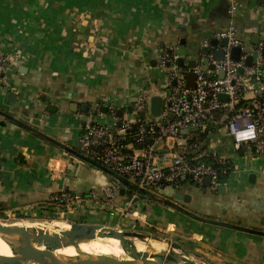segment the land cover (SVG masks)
I'll return each instance as SVG.
<instances>
[{
    "label": "crops",
    "instance_id": "0c3cea01",
    "mask_svg": "<svg viewBox=\"0 0 264 264\" xmlns=\"http://www.w3.org/2000/svg\"><path fill=\"white\" fill-rule=\"evenodd\" d=\"M238 1L239 37L248 48L258 39L264 43V0ZM230 20L227 0H0V52L14 65L8 84H0V107L77 149L85 120L99 106L116 102L128 112L142 87L160 96L167 82L158 67L163 50L176 47L191 60ZM8 94L16 95L14 105ZM3 120L0 214L118 228L136 212L154 224L168 221V230L182 231L178 237L191 240L207 259L264 264V237L201 223L150 200H134L128 209L135 190L121 194L123 185L104 172L12 122L1 125ZM211 148L234 165L225 194L184 185L160 195L172 201L189 195L188 204H179L197 215L264 231V155L238 153L225 133L212 139ZM107 187H115L112 206L102 191ZM63 191H94L99 201L68 211L51 205V196Z\"/></svg>",
    "mask_w": 264,
    "mask_h": 264
},
{
    "label": "built area",
    "instance_id": "2783aa9c",
    "mask_svg": "<svg viewBox=\"0 0 264 264\" xmlns=\"http://www.w3.org/2000/svg\"><path fill=\"white\" fill-rule=\"evenodd\" d=\"M227 2L229 26L203 43L191 58L196 62L193 69L188 66L190 59L176 47L162 51L158 67L166 72L167 82L160 94L161 115H151V90L146 87L138 89L131 111L125 112L126 107L116 102L99 106L84 122L79 152L136 183L140 189L155 194L184 185L204 187L208 178V188L214 192L227 186L233 171L228 172L227 167L232 161L211 148L212 139L219 134L228 135L238 153L264 155V43L253 48L244 44L234 23L240 3L238 0ZM212 40L218 42L217 46H212ZM223 40H227L226 46L222 45ZM205 47L209 48L208 54L202 52ZM235 48H240L238 60L232 57ZM217 51L224 53L222 60L215 58ZM250 57L253 63L248 66ZM179 58L184 59L183 67L178 65ZM9 66L14 65L0 52L2 86L8 84ZM189 72L194 74L191 82ZM221 96L227 99L221 100ZM104 107L108 108L106 114L102 111ZM119 111H123L122 117ZM249 126L254 127L255 138L238 141L237 135ZM1 164L0 154V167ZM228 174L227 181L223 180ZM102 191L112 206L115 187ZM136 197L135 191L128 209ZM93 200L99 201L94 191L88 196L63 191L53 194L50 204L68 211Z\"/></svg>",
    "mask_w": 264,
    "mask_h": 264
},
{
    "label": "water",
    "instance_id": "95a60500",
    "mask_svg": "<svg viewBox=\"0 0 264 264\" xmlns=\"http://www.w3.org/2000/svg\"><path fill=\"white\" fill-rule=\"evenodd\" d=\"M259 39L255 41V44H259ZM212 46H217V41L212 40ZM222 45H227V40L222 41ZM202 52L204 54H208L209 48H203ZM224 57V53L221 51H217L215 53V58L217 60H222ZM232 57L235 60H238L240 57V48H235L232 52ZM207 60H205V63ZM195 60H189L188 66L190 68L195 67ZM253 63V58L247 59V65L251 66ZM178 65L180 67L184 66V59L179 58ZM169 67V65H168ZM212 68V67H211ZM20 72H25V68H20ZM224 76V73H221V77ZM226 96H221V100H226ZM7 103L14 105L16 102V95L15 94H8L7 95ZM163 108V99L161 96H153L150 100V112L153 117H159L161 115ZM132 108H129L128 111H131ZM81 111L88 113L89 106L83 104L81 106ZM102 111L106 114L108 113V108L104 107ZM96 110L92 112L95 114ZM119 116H123V111L118 112ZM0 117L4 120L1 125H6V122H12L15 125L35 134L36 136L50 142L51 144L57 146L58 148L64 150L65 152L71 154L72 156L84 161L85 163L89 164L90 166L104 172L118 183L123 185V188L120 190L121 194L126 193V188L130 187L137 192V197L135 199V203H141L143 200H150L158 203H162L177 212L193 219L195 221L215 225L219 227H224L252 235H258L264 237V231L240 226L237 224H233L226 221L216 220L207 218L204 216L197 215L184 206L180 205L179 202L183 204H188L190 202L191 197L189 195H185L179 193L176 195V201L169 200L164 198L160 194L152 193L145 189H140L138 185L127 178L121 176L120 174L116 173L115 171L99 164L98 162L92 160L91 158L85 156L77 149H74L62 142L52 138L51 136L41 132L38 128L29 125L28 123L16 118L13 114L9 111L4 110L0 107ZM210 186V179L208 178L205 181L204 187ZM219 194L226 193V186H221L218 189ZM71 229L62 231L60 233H47L42 232L38 229H27L23 227H17L13 225H6L0 224V234H3L6 237V241L10 245L13 255L12 256H1L0 255V264H19L23 262H31L32 264H179L175 263L176 255L174 254L175 249H179V245L174 244L172 245V251L170 252L169 256L164 257V255H156L150 256L148 253H140L136 250L133 246V239H138L140 241L145 240V235H142L137 232H128V231H120L115 230L110 227L96 225V224H70ZM98 231H102L103 233H108L111 236H114L116 239L120 241L121 248L126 251L129 256L130 260H121L112 256H86L82 258H68L56 255V251L58 247L56 246L57 243L63 240H76L78 237H104L102 234H97ZM158 240L157 238H152ZM43 247V248H42ZM181 261L185 264H192L189 262L186 256L179 257Z\"/></svg>",
    "mask_w": 264,
    "mask_h": 264
},
{
    "label": "rangeland",
    "instance_id": "374dc122",
    "mask_svg": "<svg viewBox=\"0 0 264 264\" xmlns=\"http://www.w3.org/2000/svg\"><path fill=\"white\" fill-rule=\"evenodd\" d=\"M191 80H194V74L192 72H189L187 74ZM194 186V185H193ZM205 190L204 188H202ZM132 219L127 220L123 225L120 227H111L109 224H96V225H102L106 227L113 228L115 230H120V231H128V232H137L142 235H145L146 237L150 238H157L160 241L165 242V245L168 244L169 250L168 252L163 253L164 257L169 256L170 252L173 250L172 245L177 244L179 245V249L174 250V254L176 255V261L175 263L179 264H185L179 257L181 256H186L189 260L190 263L192 264H222L221 261L219 260H211L207 259L206 254L194 251L193 247L190 246V243L192 242L189 240V242L185 239H181L178 236L183 235L182 231L177 232L176 228L174 226H170V229L168 230L169 226H167V222L164 225L161 224H154L152 222L147 221L145 218H142L143 214H137L133 216L132 213ZM172 219V218H168ZM145 220V221H144ZM93 219L88 218V223H94L92 222ZM0 224H7V225H16L19 227H30V228H49V227H62L63 231L69 230L70 224L62 222L60 219L56 218H51L47 220H42V219H33V218H27V217H10L6 216L3 214H0ZM113 224V223H112ZM183 224L181 223L178 228L182 227ZM180 230V229H179ZM188 237V236H186ZM106 242V243H105ZM133 243H142L138 239H133ZM158 243L157 241H155ZM195 242V241H194ZM202 242V241H201ZM87 243V244H86ZM103 243L111 245L109 248L110 252L113 249L120 248V241L118 239L114 238H101L99 242H94L93 240L90 242H85L82 245L78 246L77 252L79 254H91V253H110L106 249ZM85 244V245H84ZM82 246V247H81ZM116 247V248H115ZM104 250V251H103ZM201 251V250H200ZM19 264H32L31 262H23Z\"/></svg>",
    "mask_w": 264,
    "mask_h": 264
},
{
    "label": "bare ground",
    "instance_id": "6f19581e",
    "mask_svg": "<svg viewBox=\"0 0 264 264\" xmlns=\"http://www.w3.org/2000/svg\"><path fill=\"white\" fill-rule=\"evenodd\" d=\"M7 225V224H6ZM16 226V225H14ZM19 227V226H17ZM23 228H27V229H38L41 230L42 232H47L50 234L53 233H60L63 231L62 227H49V228H30V227H23ZM69 229H71V225L69 227ZM97 234H102L105 238H114L116 239L114 236L109 235L108 233H103L102 231H98ZM6 237H4L3 234H0V255L1 256H12L13 252L12 249L10 247V245L8 244V242L5 239ZM102 237H92V236H87V237H78L76 240H63L59 243H57V247L58 250L56 251V255L58 256H62V257H68V258H82V257H86V256H112L121 260H130V256L129 254L124 251L121 246L120 248H116L113 249L111 252L109 251L111 245L109 244H105L103 243L102 245H104L106 247V249L108 250V252L110 253H91V254H79L77 252V247L82 245L85 242H90V241H94V242H99L100 239ZM155 241H157L158 243H156ZM142 243H133V246L136 248V250L140 253H148L150 254V256H156V255H162L165 252H168L169 247L168 244L165 245V242L160 241V240H155L152 239L150 240V238H146L145 240L141 241ZM87 244V243H86ZM85 245V244H84ZM82 247V246H81ZM43 248V247H42ZM112 248V247H111ZM104 251V250H103Z\"/></svg>",
    "mask_w": 264,
    "mask_h": 264
},
{
    "label": "clouds",
    "instance_id": "9594fccd",
    "mask_svg": "<svg viewBox=\"0 0 264 264\" xmlns=\"http://www.w3.org/2000/svg\"><path fill=\"white\" fill-rule=\"evenodd\" d=\"M255 138V129L253 126H249L248 130L243 132V133H239L237 135V140H248V139H254Z\"/></svg>",
    "mask_w": 264,
    "mask_h": 264
},
{
    "label": "trees",
    "instance_id": "16d2710c",
    "mask_svg": "<svg viewBox=\"0 0 264 264\" xmlns=\"http://www.w3.org/2000/svg\"><path fill=\"white\" fill-rule=\"evenodd\" d=\"M77 150H78V148H77ZM228 172H230V171H232V170H234V165L233 164H229L228 165ZM228 176H229V174L228 175H225V176H223L222 178H223V180H226L227 181V179H228ZM129 188V191L131 192V193H133L134 191H133V189L132 188H130V187H128ZM2 209H1V207H0V211H1Z\"/></svg>",
    "mask_w": 264,
    "mask_h": 264
}]
</instances>
